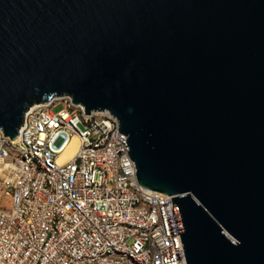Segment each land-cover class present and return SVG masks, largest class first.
<instances>
[{"label":"water","instance_id":"1","mask_svg":"<svg viewBox=\"0 0 264 264\" xmlns=\"http://www.w3.org/2000/svg\"><path fill=\"white\" fill-rule=\"evenodd\" d=\"M107 109L186 264H264V0H0V128Z\"/></svg>","mask_w":264,"mask_h":264},{"label":"built area","instance_id":"2","mask_svg":"<svg viewBox=\"0 0 264 264\" xmlns=\"http://www.w3.org/2000/svg\"><path fill=\"white\" fill-rule=\"evenodd\" d=\"M21 118L0 128V264H186L171 195L137 184L111 112L58 94Z\"/></svg>","mask_w":264,"mask_h":264},{"label":"bare ground","instance_id":"3","mask_svg":"<svg viewBox=\"0 0 264 264\" xmlns=\"http://www.w3.org/2000/svg\"><path fill=\"white\" fill-rule=\"evenodd\" d=\"M75 146H76V138H75V136H71L66 141L64 146L60 149V151H59V160L69 156L73 152Z\"/></svg>","mask_w":264,"mask_h":264},{"label":"rangeland","instance_id":"4","mask_svg":"<svg viewBox=\"0 0 264 264\" xmlns=\"http://www.w3.org/2000/svg\"><path fill=\"white\" fill-rule=\"evenodd\" d=\"M61 106V102H57V103H55L54 105H52L51 106V109L53 110V111H55V110H57L59 107ZM59 142V138L56 140V144Z\"/></svg>","mask_w":264,"mask_h":264}]
</instances>
